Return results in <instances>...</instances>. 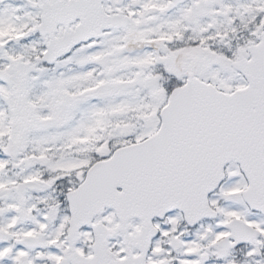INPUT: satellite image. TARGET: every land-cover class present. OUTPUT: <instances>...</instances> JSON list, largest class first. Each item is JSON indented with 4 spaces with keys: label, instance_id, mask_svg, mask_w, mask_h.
Here are the masks:
<instances>
[{
    "label": "snow or ice",
    "instance_id": "obj_1",
    "mask_svg": "<svg viewBox=\"0 0 264 264\" xmlns=\"http://www.w3.org/2000/svg\"><path fill=\"white\" fill-rule=\"evenodd\" d=\"M0 264H264V0H0Z\"/></svg>",
    "mask_w": 264,
    "mask_h": 264
}]
</instances>
